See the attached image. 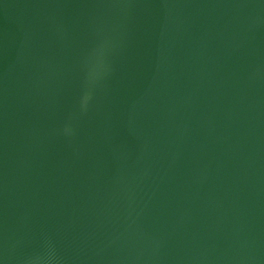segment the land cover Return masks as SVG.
Returning <instances> with one entry per match:
<instances>
[{
  "label": "water",
  "instance_id": "95a60500",
  "mask_svg": "<svg viewBox=\"0 0 264 264\" xmlns=\"http://www.w3.org/2000/svg\"><path fill=\"white\" fill-rule=\"evenodd\" d=\"M0 264H264V0H0Z\"/></svg>",
  "mask_w": 264,
  "mask_h": 264
}]
</instances>
